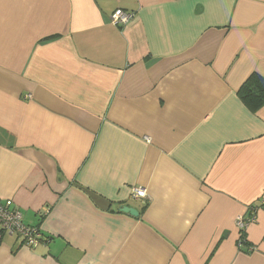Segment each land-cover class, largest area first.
<instances>
[{
	"label": "crops",
	"instance_id": "obj_1",
	"mask_svg": "<svg viewBox=\"0 0 264 264\" xmlns=\"http://www.w3.org/2000/svg\"><path fill=\"white\" fill-rule=\"evenodd\" d=\"M253 73L264 0H0V200L48 238L0 264H264Z\"/></svg>",
	"mask_w": 264,
	"mask_h": 264
},
{
	"label": "built area",
	"instance_id": "obj_2",
	"mask_svg": "<svg viewBox=\"0 0 264 264\" xmlns=\"http://www.w3.org/2000/svg\"><path fill=\"white\" fill-rule=\"evenodd\" d=\"M135 16L133 11H127L118 8L112 15L113 23L120 26L128 24ZM133 196L139 199L147 198L146 190L144 188H136L133 191ZM264 206V200L260 202ZM260 206L250 205L246 214L237 217V226L240 231V242L242 234L246 232L247 228L253 224L257 219V212ZM0 223L4 232L20 237L24 244L30 247L40 246L44 238L36 226L28 225L22 220V213L18 210H13L5 206L0 201Z\"/></svg>",
	"mask_w": 264,
	"mask_h": 264
},
{
	"label": "trees",
	"instance_id": "obj_3",
	"mask_svg": "<svg viewBox=\"0 0 264 264\" xmlns=\"http://www.w3.org/2000/svg\"><path fill=\"white\" fill-rule=\"evenodd\" d=\"M239 94L243 99V101L248 105V107L252 111H257L260 107L264 106V77L257 73H253L252 75H250L248 79L244 82V84L241 86ZM88 193L91 194V192L89 191ZM0 201L3 202L5 206L8 208L20 211L17 207L11 204L10 200H6V201L0 200ZM36 228L40 231L43 237H45L43 241L44 243L48 238H46L44 232L40 230L39 226H36ZM1 230L4 231L2 228ZM240 246L247 252H248V248L251 246L247 241L246 232L242 234ZM33 248H37V247H33Z\"/></svg>",
	"mask_w": 264,
	"mask_h": 264
},
{
	"label": "water",
	"instance_id": "obj_4",
	"mask_svg": "<svg viewBox=\"0 0 264 264\" xmlns=\"http://www.w3.org/2000/svg\"><path fill=\"white\" fill-rule=\"evenodd\" d=\"M121 211L126 212V213H130L131 215H134V216H138L139 215V212H138L137 209H135L133 207H130L128 205L122 206Z\"/></svg>",
	"mask_w": 264,
	"mask_h": 264
}]
</instances>
